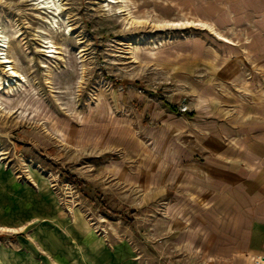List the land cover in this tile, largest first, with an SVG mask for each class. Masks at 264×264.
Wrapping results in <instances>:
<instances>
[{"label":"rangeland","instance_id":"rangeland-1","mask_svg":"<svg viewBox=\"0 0 264 264\" xmlns=\"http://www.w3.org/2000/svg\"><path fill=\"white\" fill-rule=\"evenodd\" d=\"M54 2L0 0L25 78L0 64V264H216L165 185L166 100L185 115L204 86L230 91L221 60L251 44L264 0Z\"/></svg>","mask_w":264,"mask_h":264},{"label":"crops","instance_id":"crops-1","mask_svg":"<svg viewBox=\"0 0 264 264\" xmlns=\"http://www.w3.org/2000/svg\"><path fill=\"white\" fill-rule=\"evenodd\" d=\"M261 12L250 11L262 19L249 33L251 44H232V59L221 60L229 65L221 71L229 92L211 94L204 86L185 115L172 112L166 100L172 113L164 116L171 140L163 161L165 185L181 195L184 224L203 237L195 257L216 264L264 258V88L254 87L249 76L252 58L264 70ZM159 172L151 161L150 178Z\"/></svg>","mask_w":264,"mask_h":264},{"label":"bare ground","instance_id":"bare-ground-1","mask_svg":"<svg viewBox=\"0 0 264 264\" xmlns=\"http://www.w3.org/2000/svg\"><path fill=\"white\" fill-rule=\"evenodd\" d=\"M32 1H37V0H32ZM44 5L42 6L43 9L47 10L48 13L54 14V13H59V10L56 7V4L54 0L52 2H46V0H41ZM52 50L48 51V53H52L53 55L56 54V50H54V46L50 47ZM10 46L7 41L6 36L0 35V64L1 65H9V67H6L5 74H7L9 77L16 79L18 82H24L25 78L24 76L17 70V68L14 66V60L10 56L9 52ZM51 55L50 57H53ZM55 56V55H54ZM11 86V85H10Z\"/></svg>","mask_w":264,"mask_h":264},{"label":"trees","instance_id":"trees-1","mask_svg":"<svg viewBox=\"0 0 264 264\" xmlns=\"http://www.w3.org/2000/svg\"><path fill=\"white\" fill-rule=\"evenodd\" d=\"M172 111L175 112V113H178V110H177V108H175V107L172 108ZM70 179H72L73 182H77V178L74 177V176H70ZM133 213H135V212H133Z\"/></svg>","mask_w":264,"mask_h":264},{"label":"built area","instance_id":"built-area-1","mask_svg":"<svg viewBox=\"0 0 264 264\" xmlns=\"http://www.w3.org/2000/svg\"><path fill=\"white\" fill-rule=\"evenodd\" d=\"M188 112V108L186 107V108H183L182 110H181V113H187Z\"/></svg>","mask_w":264,"mask_h":264}]
</instances>
